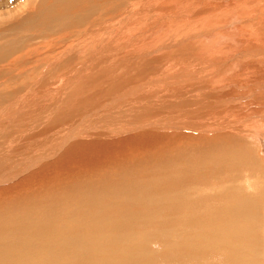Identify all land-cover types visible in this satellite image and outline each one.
<instances>
[{
	"label": "bare ground",
	"instance_id": "obj_1",
	"mask_svg": "<svg viewBox=\"0 0 264 264\" xmlns=\"http://www.w3.org/2000/svg\"><path fill=\"white\" fill-rule=\"evenodd\" d=\"M83 1L85 3L86 0ZM91 1L94 4L99 2V5L83 4L82 0H42V2L39 1L41 3L30 5L31 8L30 10L28 9L27 19L24 20L32 25H37L40 31L50 30L57 26L65 27L67 24L78 29L79 24H83L82 22L89 23L90 27H88L89 29L86 28L85 33L83 30V33H81V29L75 31V28L73 33L68 27L70 32H72L71 36H78L77 34L79 33L81 36L79 35L76 42L66 44L67 47L64 46L65 48H62L60 53L65 52L67 49L68 51H74L75 54L84 53L89 45L95 44L94 48H91L92 58L89 60L97 56L99 58H95L99 62L111 61L110 68L124 69L127 75L138 71V75L134 74L133 76H138V79L141 80L137 79L136 82L134 81L135 84L132 82L135 93L131 91L130 98L132 94L143 93L140 89H143L145 93L149 83V86L154 84L155 88L152 89V92L158 98L156 102L182 109L183 111L181 112L184 119H193L195 121V125H192V122L191 124L189 123L191 129L193 128V131L203 134L199 139H204V142L200 141L196 135H189L188 132H185L188 134H169L173 136V140L170 141L174 143L175 146L173 145V147L182 144L190 146L189 144L194 141L198 143L196 145H204L203 147L206 149V151L203 150L204 152L201 151L203 153L199 155V158L196 157L195 161H191L192 166L187 163L189 162L187 159L185 163L189 165L184 164L186 166L172 170L170 173L168 172L169 174L164 177V180L160 181L162 185L145 183L123 188L121 186L112 188L109 191V196L114 201L112 200L111 202H118L119 199H128L133 203L139 204L142 209H145L146 213L152 216L154 224H156V220L153 214H164L163 224L156 225L159 228V232H161V234H157L161 235L160 240L162 239L164 244L163 264H264V153L259 140L264 136V0ZM34 7L35 12L31 13V9H34ZM53 9L54 12L49 15ZM103 10H106L105 14L98 16ZM97 11L99 12L97 13ZM95 14L97 15L96 18L101 19L100 22L92 21V17ZM121 19H124L125 22H121ZM86 26L84 25V27ZM152 29H154L156 41L153 38ZM176 45L179 47L172 51L171 49H174ZM161 46H165L167 51L161 50L158 53ZM172 46L174 47L171 48ZM57 47L53 48L56 49ZM47 50L45 49V52ZM54 53H56L55 55L59 54L58 52ZM223 63L226 65L224 66ZM220 76L223 77L220 78ZM230 79L233 82L232 85L227 83ZM131 86L133 87V85ZM136 87H140L138 90L141 92ZM128 88L131 89L130 87ZM127 89H123L125 96L127 95ZM129 93L130 91H128ZM123 99L128 100L124 97ZM130 100L127 103L132 105L134 99L131 98ZM135 100L137 99L135 98ZM122 101L126 102L125 100ZM127 103H125V107L128 106L126 105ZM139 103L140 101L134 102V105H130L131 109L134 111L136 108H141L142 105ZM241 103H248L252 106L249 114L243 113ZM143 110L145 111L146 109L143 108ZM141 113L145 114L142 109ZM146 113L145 115H149L150 118L154 114L153 112H149V114L148 111ZM90 117L88 116L87 118ZM100 117L93 120L100 121ZM131 118L134 119L133 117ZM146 118L148 119L147 116L143 119ZM105 119L107 120V118ZM136 120L138 121L139 117ZM139 121L138 123L142 124ZM128 123L127 125L130 124ZM189 124L186 123L187 126ZM122 125L121 128L126 126L122 127ZM142 125L144 126V124ZM148 125L150 127L152 124L149 123ZM175 129H179V127L175 126ZM5 136H8V134ZM155 137L153 135V139L160 140L161 143L170 138L165 135ZM7 138L10 139L9 136ZM11 139L10 142H14L13 138ZM147 139L146 141L149 142L150 140ZM77 141L75 140V142ZM4 144V142H0V150ZM19 145L21 146H18L17 143L18 151L23 148L22 146L25 143ZM120 145L121 143L114 147L116 149L115 159L122 156L127 158L129 155L126 156V154L129 151L135 153V155L132 154L135 159V157L144 153L142 152L144 146L148 147L140 143L131 145V142H129L128 145L125 144L126 149L119 154ZM166 145L163 146L164 150L168 148ZM43 146L41 148H44ZM203 147L200 149L202 150ZM72 148L75 149V147ZM10 149L13 152L16 151L14 146ZM148 149L151 148L148 147ZM45 150L49 149L45 148ZM194 150L196 151V149ZM69 152L73 153L72 150ZM10 153L9 151L6 152L7 155H10ZM61 153L59 154L61 155ZM65 153L64 151L61 157L68 154ZM76 153L78 154V152ZM82 153H85V150L84 152L82 150ZM197 153L199 154L200 150L195 154ZM72 155L74 157L78 156L75 153ZM87 155L81 158L83 161L85 160L84 162L77 161L81 162L80 167L77 165L78 171L82 166H87V164L94 162V159L91 158L92 156L88 155L89 157H87ZM203 156L207 157L205 158L207 162H204ZM10 157L8 159L5 154H0V195L5 194L6 192L4 193V191L8 190V188L12 189L13 192L16 186H22V181L28 180V177L29 179H32V176L35 177V171L21 177L22 172H17L20 168L18 169L15 166L17 164L14 166L6 165V160L10 161L12 159ZM68 157L70 159L65 158V160H74L72 156ZM183 160L186 159L184 158ZM97 161L103 162V159ZM173 161V159L172 161L170 160L172 163ZM64 162L62 161V165L58 164L64 166ZM85 166L82 169L86 170L87 167ZM203 167L208 168L207 174L203 173L205 171ZM58 168V174L60 175L62 173L60 169L63 167ZM48 169L47 171H50ZM75 170H77V167H75ZM43 172H46V170ZM72 172L76 171L73 169ZM39 178L37 177L36 180H39ZM42 179L43 177L40 178V181ZM4 182L12 183L4 185L2 184ZM25 184L23 185L24 188L30 185L29 183V185L26 184L27 186ZM144 186L147 187L142 188ZM22 187L20 188L21 191L24 190ZM30 189L31 193L32 188ZM38 190L40 191L38 192ZM38 190L36 192L37 195L42 192V189ZM91 191L93 190H90L89 194ZM119 194L124 198H121L122 196H119ZM102 196L94 191L92 201H86L85 197L86 206L76 208L75 212L69 213L71 210L67 211V217L61 216V219L58 215H56L59 217L57 219L47 217L49 216L47 212L42 210L45 204L41 203L43 208L41 206L42 209L39 210L43 211L44 215L46 213L45 217L41 212L43 217L39 218L40 220L44 219L43 224H40L41 221L37 224L33 215L27 217V213H25L24 218L20 216L22 217L21 220L19 217L17 219L19 221L10 222L12 224L9 225H1L0 264H155V259L158 260V258L153 253V250L147 247L148 239L155 237V235L138 234L133 236L128 234L115 239L108 233V231L113 232L114 230H130L133 227L127 223L128 221H114L115 217L111 216L109 209L105 208V210L102 209L103 211H101L100 208L104 202L101 200ZM53 201L55 202V200ZM53 201L51 206L54 204ZM60 201L62 202V200ZM58 202H55L56 206L59 204ZM24 203L28 204L27 202ZM35 203L37 204L36 201ZM47 203L49 204L50 202L47 201ZM47 207L49 209V206ZM53 208L55 207L53 206ZM53 208L52 210H54ZM15 209L16 207H14ZM59 210L58 207L57 210L55 208L56 212H59ZM55 211L51 212L55 213ZM11 214L13 213L11 212ZM135 214L137 215L138 213L135 212ZM82 215H84L85 221L79 222L78 220L80 219L77 220L76 218H81L80 216ZM96 220L98 222L101 221L102 225L97 222L93 226V222ZM107 221H112L118 226L109 227ZM51 222L57 225H52ZM58 223H62V226H58ZM153 229L152 231H155ZM113 233L116 235L123 234L120 232Z\"/></svg>",
	"mask_w": 264,
	"mask_h": 264
},
{
	"label": "rangeland",
	"instance_id": "obj_2",
	"mask_svg": "<svg viewBox=\"0 0 264 264\" xmlns=\"http://www.w3.org/2000/svg\"><path fill=\"white\" fill-rule=\"evenodd\" d=\"M39 1L42 2V0H32V1L25 0L24 2L23 0H0V126H1L0 127V131H1L0 132V142H4L6 144V145L4 144L3 148L0 150L1 151L0 154H5V156L8 157V159L11 155L10 159L11 158L12 159L10 161L6 160V165L14 166L15 164H17L15 166L18 169L20 168L17 172H22L21 177L25 175H29L35 171V175H34L35 177L32 176V179H29L28 177V180L26 179L24 180V182L23 181L21 182L22 186L26 182H27L26 183L27 185L30 184L29 186H27L26 184L25 185L27 187L25 188L24 186L22 187L20 185L16 186L19 189L15 187L13 189V192H12V189L8 188V190L4 191V193L6 192L5 194L0 195V226L4 224L9 225L16 221H19L17 219H19L20 216L24 218L26 215L25 213H27L26 215L27 217H31V215H33V217L37 221L36 222L37 224H39L40 221H41L40 224L41 223L43 224L44 219L40 220L39 218L43 217L44 210L49 215L47 217H52V218L54 217V219H57L59 217L61 219V216L67 217V213H66L67 211L71 210L69 213L75 212L76 208L78 209V208H82L86 206L84 202L85 197H86V201H92L93 193L95 191L97 192V194H100L101 196L103 194L102 196L103 199L101 197V200L104 202L101 205L102 206L100 208L101 211H103L102 209L105 210V208H107L109 209L111 216L115 217L113 219L114 221L116 220L117 221L122 220L126 222L128 221L127 223L131 224V226L133 227L130 230L123 229V231L121 230L113 231V232L123 233L121 235H116L115 233L111 231H108V233L111 236H113L115 239H117V237L125 236L128 234H131L133 236H137L138 234L155 235V237L148 239L149 242L147 244L148 245L147 247L153 250V253L157 256L159 260L158 261L155 259V264L156 262L157 264L158 263L163 264L164 263V244L162 242L163 240L162 239L160 240L161 235L157 234V233L161 234V232H159V228H157L156 225L163 224L164 214L163 213L156 214V215L153 214V217L156 220L155 221L156 224H154V220L152 216L149 213H146L144 211L145 209H142L139 204L135 202L133 203L132 201H129L128 199L126 200L119 199L118 202H111L112 200L114 201V199H111V197L109 196V191L112 190V188L114 187L117 188L121 186V188H123L125 186L142 185L145 183H153V184L156 183V184L162 185L160 181L164 180V177L167 176L172 170L180 169L183 166H186L189 164L192 166L191 161H195L196 157L199 158V155L202 154L204 151H206V149L203 147L204 145L202 146L196 145L198 143L194 141L193 143H190V144L187 143L190 146L188 145L185 146L184 144H182V145H176V147H173L174 143L170 142L173 140V136L169 134L188 132L189 135L190 134L196 135L198 139L200 136H203V134L201 135V133H197L196 131H193V128L191 129L190 124L192 122V125H195L194 124L195 121L193 119H188V120L184 119L182 117V112H181L183 111L182 109L176 108L173 106H168L166 104H159L158 102H156L158 98L152 92V89L155 88L153 86L154 84L149 86L150 85L149 83L148 87H146L145 93L143 89H140V87H136L137 90L138 89L142 90L143 93H140L138 95L143 101L141 99L139 100V96L137 95V93L136 95L134 94L135 96L132 94L131 98L134 99L132 105H134V102H139V101H140L139 104L142 105L141 108H136L137 109L136 111L135 107L137 105L135 103V107H134L135 110L133 111L131 109L132 105L130 103L128 104L127 102L131 99L130 98L131 91L135 93L134 91L135 89L133 88H134L135 82L138 79V76L135 77L133 75L134 74L138 75V71H135L134 73L127 75L124 69L118 70V69L110 68L109 65L111 61H102V62L100 61L99 62L95 58L97 56L93 58L94 60L93 59L89 60L90 58H92L91 57L92 49L94 48L95 44L92 46L89 45L88 49H86L87 52L84 51V53L81 52L79 54H75L74 51H68V49L63 53H60V51H62V48L67 47L69 43L76 42L80 35L79 33L77 34L78 36L73 37L70 34H72V32L74 33L78 29H81V33L83 32L85 33L86 28L90 27L89 23L82 22L83 24H79L80 26L78 27V29L77 27L75 28V26L67 24L65 27L57 26L55 28H51L50 30L40 31L37 25H32L29 22H26V20H24V19H27L26 16H28V13H29L28 9L30 10L31 8L30 5L32 6L34 5V3L35 4L41 3ZM82 3L87 4V5H99V2L97 3L95 2L94 4V2L92 3L91 0H86L85 3L82 0ZM31 10H32L31 13H34L35 7L34 9H31ZM53 12H54V9L49 13V15L52 14ZM98 12L99 11H97V13ZM105 12L106 10H103L102 12H100L98 16L104 15ZM96 16L97 15L95 14L92 17V21L100 22L101 19L96 18ZM121 22H125L124 19H121ZM84 25H87V26L84 27ZM68 27H70L72 32H70V29ZM74 28L76 29L75 31H74ZM151 31L153 33V38L156 41L155 35H154V29H152ZM34 38H38V39H34ZM48 43L50 44L48 45ZM51 43H54L55 46H58V47L56 49L53 48L55 46L54 44H51ZM161 47H160V51L157 50L158 53H160L161 50L167 51L165 50L166 49L165 46H161ZM173 47L174 46H172L171 48ZM177 47L179 46L176 45L174 49H171V48L170 49L172 51L173 50L175 51ZM45 49L46 50L48 49L47 50L48 52L46 51L47 53L45 52ZM54 52H58L59 54L55 55L56 53ZM223 64L224 66L226 65L225 63ZM219 66L220 68H222L221 65ZM121 73H124V74L121 75ZM222 77L223 76H220V78ZM138 80H141V79H138ZM229 81L227 83L232 85L233 84L232 80L230 79ZM129 82L131 85H133V87L129 84ZM117 83L118 84L120 83L121 86L118 85ZM128 87H130L132 90L129 89ZM122 88L124 90L127 88L129 89V90L127 89V92H126L129 97L127 95L126 96L124 95L125 92L123 93L124 90ZM128 91H130L129 94H128ZM158 95H162V94H158ZM122 96L124 98H127L128 100L126 101V99H123ZM135 98L137 100H135ZM119 99L125 100L126 102H123L121 100L122 102L121 103ZM130 102H132V100H130ZM125 103H127L126 105H128L130 109L128 106H126L127 108L125 107ZM143 103L146 105H144ZM122 104L125 108L122 106ZM250 107L252 108V106L249 105L248 103L246 104L241 103V109L243 110L244 114H249V110H251ZM143 108L146 110L144 111ZM141 109L145 114H147L146 111H148V113L153 112L154 114H152L150 118L149 115H145L141 113ZM97 114L102 115L101 117H105L107 118V120L105 118H101L100 115L98 116ZM177 114L179 115L177 116ZM21 115L23 116V118H25L26 116L28 117L23 120ZM144 115L147 116L149 120L147 118L143 119L145 118ZM88 116L89 117L91 116V117L87 118ZM99 117H100L99 119L100 121L98 120L94 121L95 120L94 118L98 119ZM131 117H133L134 119H132ZM135 117L137 119L139 117L140 121L139 120L138 121L144 124V126L142 124H139ZM114 122L116 123L114 124ZM127 123L129 125H127ZM131 123L134 125H132ZM145 123H146V126H145ZM147 123L148 124L151 123L152 125H150L149 127ZM186 123L187 124L190 123L189 126H187ZM121 125L122 127L125 125L126 126L124 128H121ZM175 126L179 127V129H175ZM188 133H185V134H188ZM7 134L10 137V139L13 138L14 142H10V139L7 138L8 136H5ZM153 135L156 137L165 135L166 137H170V138L166 139L165 140L166 142L163 141V143H161L160 140H154ZM263 137H261L259 140L261 142L263 153H264V140H263L264 138ZM74 138H77L75 140L76 141L78 140V141L75 142ZM125 138L127 141L125 140ZM147 138L150 140L149 141L150 143L146 141ZM151 139L153 140L151 141ZM200 141L204 142V139H201ZM129 142H131V145L135 143H140L141 145L145 144L151 149H148V147L144 146L145 150L142 149V152L144 153L140 154V156L138 155V157H135V159L133 158L135 153L127 150L129 151V153L127 152L126 156L129 155L128 156L130 157L129 159L128 157L124 158L125 156L116 157L115 159L114 156H115L116 149L114 147L118 145L119 143H121L120 149H119V154H120V152H123L126 149V145H128ZM17 143H18V146H21L19 144L23 145L24 143L25 145H23L22 146L23 148H21L18 151L19 147L17 146ZM76 143L78 146L75 145ZM163 144L168 147V148L165 147L168 150L167 149L164 150ZM11 146L12 147L14 146L16 150L14 152L16 153H14L12 149H10L12 148ZM15 146L17 147V149ZM39 146L40 148L42 146L44 148H41L42 149L41 150ZM205 146L207 145L205 144ZM72 147H75V149H73ZM85 147H88V148H85ZM202 147L203 149L201 150L200 148ZM45 148L49 150H45ZM98 148L99 150H97ZM194 149H196V151ZM70 150H72L73 153H75L78 156L74 157L72 155L73 153L69 152ZM82 150L83 152L85 150V153L81 154ZM199 150H200V153L195 154L196 152H199ZM8 151L9 153L11 152L10 155L6 154V152ZM39 151L41 152L39 153ZM62 151L63 153L65 151L66 152L65 154L67 153L68 154L61 157V155L63 154L61 153ZM201 151L203 152L201 153ZM76 152H78V154ZM86 152L88 153L90 157L92 156L91 158L94 159L93 160L94 164L89 163L90 165L89 164H87V166L84 165L85 167H87V169L86 170L82 169L84 168V166H82L81 168H79L80 170L78 171L77 165H79L80 167L81 165L80 163L85 161V160L83 161V159L81 158L87 155ZM46 153L48 154L46 155ZM59 153H61V155ZM69 153L71 154L69 155ZM88 155L87 157H89ZM94 155H95V158H94ZM23 156H26V157H23ZM68 156H72L74 160L72 159L69 161L65 160V158L70 159V157ZM184 158L186 160H183ZM205 158L207 157L203 156L202 159H205ZM101 159H103V162L97 161ZM172 159L174 160L173 163L170 162V160L172 161ZM187 159L189 162H187ZM62 161L65 163L64 166H60L62 165ZM77 161H81V162H77ZM185 161L189 164L185 163ZM204 162H207V160L205 159ZM71 163H73L75 166ZM58 167L60 168L65 167L66 169L61 168L60 171L62 173H60L59 171L60 173L59 175ZM70 167L72 168V170ZM75 167H77V170H75ZM46 168L47 169L50 168L48 169L50 171H47ZM44 169L46 170V172H43L45 171ZM73 169L79 174H77L76 172H72ZM204 170L205 171L204 172L202 171V172L204 174H207L208 168L207 169L205 168ZM50 173H53V174H50ZM74 173H76L77 175ZM39 176L40 178L43 177L44 180L42 179V181H40ZM37 177L39 178V180H36ZM10 183L4 182L2 184L7 185ZM123 183H124V186H123ZM21 187L24 189L23 191H21L20 189ZM146 187L147 186H144L142 188H146ZM30 188H32L31 193H30V190H31ZM37 188L42 189V192L40 194L38 193V195L36 193L38 190ZM35 189L37 190L35 191ZM90 190H93V191H91V193L89 194ZM18 191L22 193L19 192L20 194L19 195ZM39 191L40 190H38V192ZM100 192H104V193H100ZM88 194L90 197L88 196ZM105 195L107 196L105 197ZM87 196L89 197V199ZM119 196H122V195L119 194ZM121 198H124V197L122 196ZM52 199L55 200V202L56 201L58 202V199H60L62 200V202L59 200L58 202L59 204H57L56 206V203ZM68 200L69 202H67ZM35 201L37 202V204L35 203ZM47 201L50 202L49 203L50 205L47 203ZM52 201L54 202V204L51 206ZM24 202H27L28 204L30 203V205ZM39 202L40 204L41 203L43 205L45 204L44 209H42L43 205L42 204L40 205ZM17 204H19L21 207ZM22 205H25V206L27 205V206L25 207ZM47 206H49V209ZM53 206L56 208V210H57V207H58V210L60 209L59 212L57 211L58 213L55 211V208H53ZM64 206H66L67 208ZM14 207H16L15 210H14ZM52 208L54 210H52ZM39 209H42L43 211ZM27 210L28 211L30 210V211L28 212ZM49 210L55 211V213ZM11 212L13 214H11ZM37 212H39V214H37ZM41 212L43 215H41ZM135 212L138 214L136 215ZM51 213L52 214L54 213L55 215L54 214L52 215ZM60 213L61 215H59ZM56 215H58L59 217ZM35 216H37L38 218ZM44 216L46 217V213ZM83 216L84 215L80 216L81 218L77 217L76 219L77 220L80 219L78 220L79 222L85 221ZM22 217H20V220ZM6 218L7 219L9 218L10 220L9 219L7 220ZM97 222H98L97 220L94 221L93 226L95 223L97 224ZM107 223L109 224V227L118 226V224L112 223V221H107ZM51 224L55 226L57 225L56 223L54 224L53 222H51ZM98 224L102 225V222L99 221ZM58 226H62V223H58ZM152 229L155 231H152Z\"/></svg>",
	"mask_w": 264,
	"mask_h": 264
}]
</instances>
